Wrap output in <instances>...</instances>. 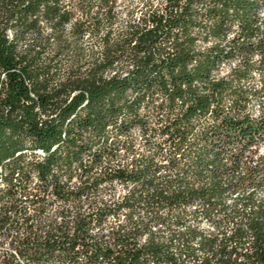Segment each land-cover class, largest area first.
I'll return each instance as SVG.
<instances>
[{
  "label": "trees",
  "instance_id": "16d2710c",
  "mask_svg": "<svg viewBox=\"0 0 264 264\" xmlns=\"http://www.w3.org/2000/svg\"><path fill=\"white\" fill-rule=\"evenodd\" d=\"M263 9L0 0V204L67 206L24 264H264Z\"/></svg>",
  "mask_w": 264,
  "mask_h": 264
},
{
  "label": "built area",
  "instance_id": "2783aa9c",
  "mask_svg": "<svg viewBox=\"0 0 264 264\" xmlns=\"http://www.w3.org/2000/svg\"><path fill=\"white\" fill-rule=\"evenodd\" d=\"M21 178L17 175L15 182ZM38 181V178H33ZM0 187V194L2 193ZM42 202H36L35 191L30 188L24 193H19L15 199L2 201V207L7 206L5 215V224L0 225V258L2 256H15V248H20L21 242L27 240L34 244L35 239L39 238L45 241L50 233L55 234V239H60L62 234H57V227L68 228L64 222V215L67 213V206L61 201L49 204V196L42 198ZM36 202V203H35ZM75 215V211H71ZM71 232L74 231V223L71 222L69 227ZM59 264V263H57Z\"/></svg>",
  "mask_w": 264,
  "mask_h": 264
},
{
  "label": "bare ground",
  "instance_id": "6f19581e",
  "mask_svg": "<svg viewBox=\"0 0 264 264\" xmlns=\"http://www.w3.org/2000/svg\"><path fill=\"white\" fill-rule=\"evenodd\" d=\"M261 15H264V9L261 13ZM259 115V114H258ZM40 155H45L44 151L43 150H38L37 151ZM8 175V172L5 171V168L3 167V165H0V187H3L4 186V183H5V179H6V176ZM18 175V174H16ZM15 256L17 257V259L24 264V261L23 259L20 257V255L18 254L16 248H15Z\"/></svg>",
  "mask_w": 264,
  "mask_h": 264
},
{
  "label": "rangeland",
  "instance_id": "374dc122",
  "mask_svg": "<svg viewBox=\"0 0 264 264\" xmlns=\"http://www.w3.org/2000/svg\"><path fill=\"white\" fill-rule=\"evenodd\" d=\"M134 1H135V5H136V6H139V1H140V0H134ZM83 210H86V208H84ZM56 264H57V263H56Z\"/></svg>",
  "mask_w": 264,
  "mask_h": 264
}]
</instances>
